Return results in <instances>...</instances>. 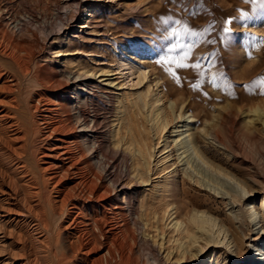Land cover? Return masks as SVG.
Returning <instances> with one entry per match:
<instances>
[{
    "label": "rangeland",
    "instance_id": "1",
    "mask_svg": "<svg viewBox=\"0 0 264 264\" xmlns=\"http://www.w3.org/2000/svg\"><path fill=\"white\" fill-rule=\"evenodd\" d=\"M78 1L83 4L81 8L76 7ZM0 16L6 19L9 28H27L34 33L35 36L30 35L24 41L40 44L35 60L37 65L52 68L61 81L73 80L78 74L90 82L96 94L84 102V109L87 119L96 114L99 120L102 135L99 142L103 151L114 149L120 154L125 151L127 144L123 138L128 123L135 129L133 135L137 141L145 140L142 150L146 154L143 159L137 156L143 179L138 184L129 182L125 177L129 163L122 165L118 161L114 173L120 178V185L116 194L124 207L134 200L135 211L132 212L137 215L131 214L129 218L138 222L136 228L144 229L146 241H155L156 248L161 244L160 254L166 258L165 263L202 264L205 260V264L239 263L235 258L239 248L244 250L261 230L257 220H250L246 215L257 210L264 200V129L258 122L248 123L255 119L254 109L264 108V95L256 84L264 79V0H0ZM184 28L201 34L195 37L184 34L180 42L186 47L172 54L180 56L187 52L188 57L183 62L187 66L158 64L168 54L170 45L176 42V37L169 38L168 34L174 30L183 33ZM22 55L26 56V53ZM129 56L135 59L131 68L125 69L121 61ZM195 64L200 67H193ZM135 68H143L145 78L138 77ZM213 77L217 78L215 86ZM28 80L34 83L32 79ZM28 80L25 84L27 88L31 86L32 92L41 89L38 85L34 87L36 83L28 85ZM159 92L163 98L158 107L164 109L169 125L161 136H155L148 117L153 95ZM140 94L148 98L145 108L139 104L142 114L134 113L131 104L134 99L138 102L136 98ZM228 107H232L235 116L232 115V121L226 120L219 135L224 144L234 142L241 148L240 165L230 168L232 164L227 163L224 146L211 137L205 139L210 145L208 157L215 165L228 167L241 179L252 176L253 181H248L247 188L233 177L219 174L212 166H202L190 152L185 154L187 157L182 155L181 159L186 157L183 162L177 163L181 151L176 152L172 143L176 138L173 136L177 135L169 129L173 125L181 126L189 116L187 122L192 121L189 125H197L201 131L216 121L218 110ZM73 112L79 116L78 109ZM134 114L135 119L141 121L133 124ZM120 119V145L113 148L110 145L115 139L110 136L119 129ZM250 130L256 132L253 137L247 136ZM201 166L203 174L194 171V167L198 170ZM184 172L192 179L186 178ZM196 179L202 186L194 184ZM183 190L184 196L180 193ZM194 199L211 209L212 217L217 218V227L230 231L225 240L208 244L201 253L195 254L193 260L179 262L170 219L160 223L162 206L173 203L181 208L186 206L184 216L181 214L185 219V214L198 209L194 207Z\"/></svg>",
    "mask_w": 264,
    "mask_h": 264
},
{
    "label": "bare ground",
    "instance_id": "2",
    "mask_svg": "<svg viewBox=\"0 0 264 264\" xmlns=\"http://www.w3.org/2000/svg\"><path fill=\"white\" fill-rule=\"evenodd\" d=\"M76 3L77 8L83 5L81 1ZM30 35L35 36L27 28H9L6 19L0 16V264H166V258L160 254L161 244L156 248L155 241H146L144 229L136 228L138 222L129 218L131 214L137 215L132 212L135 211L134 200L128 201L124 207L116 194V188L120 185V178L114 173L118 161L122 165L129 163L125 166V177L129 182L138 184L143 179L137 156L142 158L146 154L142 150L145 140L140 138L137 141L133 135L135 129L128 123L122 137L127 144L123 152L128 154L124 155L121 151L120 154L114 149L103 151L99 142V120L96 114L90 115V120L87 119L84 109V102L96 94L92 85L83 75L78 74L73 80L61 81L52 68L37 65L40 44L26 43L24 39ZM41 42L44 43L43 40ZM23 52L26 56L22 55ZM134 59L133 56L126 57L121 65L130 69ZM135 69L138 77L145 78L143 68ZM28 79L36 83L34 87L38 85L41 89L32 92L29 89L31 86L27 88L25 84ZM34 83L29 82L28 85ZM144 94L136 98L138 102L134 99V103H131L135 108L134 113H141L139 104L143 108L147 106L148 98ZM160 94L153 95L155 98L148 117L150 130L155 136H161L169 125L164 109L158 107L163 98ZM76 109L79 116L73 112ZM217 113L216 121L204 126L201 131L197 125H189L192 122H187L189 116L181 126L173 125L169 128L172 129L171 133H177L172 140L176 152L181 151L177 155V159H180L177 163L183 162L187 157L185 154L190 152L202 166H212L219 174L233 177L247 188L248 181H253L252 176L246 180L241 179L232 174L228 167L215 165L214 160L208 157L210 145L205 139L211 137L224 146L227 163L232 164L230 168L240 165L238 155L242 154L241 148L234 142L224 144L219 135L226 120L232 121L234 110L228 107ZM253 113L255 119L248 123L258 122L264 129V108L254 109ZM135 115L132 116L133 124L139 121ZM119 124V129L113 128L115 131L110 136L115 139L110 145L113 148L120 145L118 137L122 131V119ZM183 128L185 130H180ZM247 134L253 137L256 132L250 130ZM182 155L186 157L181 159ZM231 156L233 159H230ZM202 166L198 170L194 167V171L203 174ZM184 175L192 179L188 172H184ZM194 184L202 186L197 179ZM180 193L184 196L185 190ZM162 207L160 223L170 219L175 233L173 240L178 246L176 259L179 262L193 260L195 254L201 253L208 244L225 240L230 231L229 228L224 230L222 226L217 227V218L212 217L211 209L195 199L194 207L198 209L194 208L190 212L192 214H185V219L182 217L186 206L181 208L173 203ZM139 208L143 207L139 205ZM256 209L249 211L246 216L250 220H257L256 224H260L262 234L260 230L253 241H249L250 245L244 250L239 248L235 256L239 261L237 264H264L263 199ZM139 227L142 228V225Z\"/></svg>",
    "mask_w": 264,
    "mask_h": 264
},
{
    "label": "snow or ice",
    "instance_id": "3",
    "mask_svg": "<svg viewBox=\"0 0 264 264\" xmlns=\"http://www.w3.org/2000/svg\"><path fill=\"white\" fill-rule=\"evenodd\" d=\"M178 24V23H177ZM224 31L227 33V29H224ZM184 34H187L190 37H195L198 35H201L200 33L197 32H189L187 28L183 29V33L178 32V31H172L168 34V37H176V42L172 43L170 45V47L168 48V54L166 56H164L159 62L158 64H176L177 67H186L187 65L184 64L183 62L187 59L188 57V53L187 52H183L182 55L180 56H174L172 55L173 53H176L178 50H182L184 47H186V45L182 44L181 38ZM209 43H212V41H209ZM187 47H190V45H188ZM193 67L195 68H199L200 65L199 64H195L193 65ZM217 78L213 77V85L215 86V80ZM256 84H259L260 88H261V94L264 95V79H261L260 81H257ZM229 87V85H228Z\"/></svg>",
    "mask_w": 264,
    "mask_h": 264
}]
</instances>
